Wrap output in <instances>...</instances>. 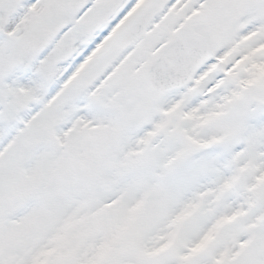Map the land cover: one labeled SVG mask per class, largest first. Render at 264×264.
<instances>
[{
  "label": "snow or ice",
  "instance_id": "snow-or-ice-1",
  "mask_svg": "<svg viewBox=\"0 0 264 264\" xmlns=\"http://www.w3.org/2000/svg\"><path fill=\"white\" fill-rule=\"evenodd\" d=\"M0 264H264V0H0Z\"/></svg>",
  "mask_w": 264,
  "mask_h": 264
}]
</instances>
